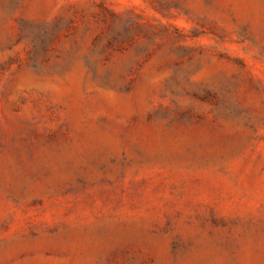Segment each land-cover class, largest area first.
<instances>
[{
    "label": "rangeland",
    "instance_id": "374dc122",
    "mask_svg": "<svg viewBox=\"0 0 264 264\" xmlns=\"http://www.w3.org/2000/svg\"><path fill=\"white\" fill-rule=\"evenodd\" d=\"M0 264H264V0H0Z\"/></svg>",
    "mask_w": 264,
    "mask_h": 264
}]
</instances>
